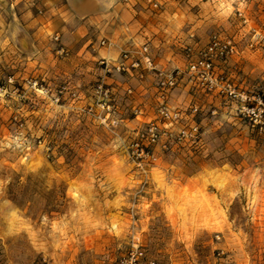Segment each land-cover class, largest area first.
Masks as SVG:
<instances>
[{"label":"rangeland","instance_id":"1","mask_svg":"<svg viewBox=\"0 0 264 264\" xmlns=\"http://www.w3.org/2000/svg\"><path fill=\"white\" fill-rule=\"evenodd\" d=\"M258 1L146 14L144 43L121 51L146 45L159 70L186 72L214 36L238 50L212 88L185 75L169 90V124L152 72L75 65L62 33L27 27L37 0H0V264H116L137 246L156 264H264V124L239 114L264 92V49L247 47L264 33Z\"/></svg>","mask_w":264,"mask_h":264},{"label":"crops","instance_id":"2","mask_svg":"<svg viewBox=\"0 0 264 264\" xmlns=\"http://www.w3.org/2000/svg\"><path fill=\"white\" fill-rule=\"evenodd\" d=\"M37 2L44 7V13L39 17L31 15L30 18L31 10H27L23 14L29 22L27 27L37 30L38 33L59 31L62 33V40H65V47L76 53L77 59L73 60L76 62L75 65L87 61L89 66L95 65L99 59L116 60L118 58L116 55L120 54L126 45L130 46L134 42L144 43L150 31L146 23L148 19L146 14L162 15L165 11L164 9L162 12L154 13L140 5H124L120 0H37ZM240 8L239 6L237 11H242ZM102 35H105L107 43L110 44L108 48L102 49L95 41ZM69 73L65 75L70 77Z\"/></svg>","mask_w":264,"mask_h":264},{"label":"built area","instance_id":"3","mask_svg":"<svg viewBox=\"0 0 264 264\" xmlns=\"http://www.w3.org/2000/svg\"><path fill=\"white\" fill-rule=\"evenodd\" d=\"M249 0H242L247 2ZM120 2L127 6L140 5L151 12H161L167 0H120ZM41 14L42 11L38 10ZM237 15L240 18H244L243 12L237 11ZM245 22V19H244ZM58 35L54 40L58 41ZM101 45H105V42H101ZM260 45L264 49V33L259 31H253V35L249 40L247 47L249 49L255 48ZM109 47L110 44L107 43ZM237 47L231 40H221L217 37H213L206 46L200 58L196 61L189 63L186 72L181 70L163 71L155 67L152 58L149 55L146 45L141 46L138 50H123L117 60L109 63L108 60H101L100 64L104 65L106 70L111 71L110 67L117 72H127L129 70L134 71H148L152 72L156 78V86L158 90V105L157 114L158 117L169 124L177 123L181 119V113L179 111H172L168 107L167 98L169 90L175 88L183 76L188 75L191 78H197L204 82L210 89L216 82V78L213 76L214 64L216 61H224L229 57L237 54ZM60 52H63L61 49ZM68 52L65 50V56ZM142 76V75H140ZM36 85V83H34ZM256 105H242L239 109V114L248 118L254 124H264V92H262L256 100ZM195 112L196 109H193ZM150 127L146 131V136L149 146H154L157 143L159 134L157 124H150ZM196 126V125H192ZM192 131H196V127L192 128ZM187 136L185 131L180 132V138ZM138 157L147 158L155 161L156 157L153 151L149 147H140L138 150ZM116 264H156L154 261L148 260L145 254V250L140 247L132 248L125 256L120 258Z\"/></svg>","mask_w":264,"mask_h":264}]
</instances>
